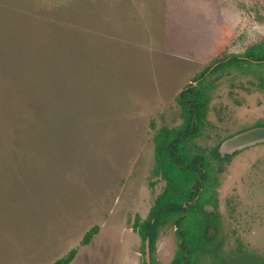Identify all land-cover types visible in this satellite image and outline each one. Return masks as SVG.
Returning a JSON list of instances; mask_svg holds the SVG:
<instances>
[{
	"label": "rangeland",
	"instance_id": "rangeland-1",
	"mask_svg": "<svg viewBox=\"0 0 264 264\" xmlns=\"http://www.w3.org/2000/svg\"><path fill=\"white\" fill-rule=\"evenodd\" d=\"M262 41L264 0H0V264H144L132 225L164 185L156 132L184 123L176 96L206 66ZM248 79L217 81L197 138L236 152L224 264L264 257V92ZM175 230L152 264L171 263Z\"/></svg>",
	"mask_w": 264,
	"mask_h": 264
},
{
	"label": "trees",
	"instance_id": "trees-1",
	"mask_svg": "<svg viewBox=\"0 0 264 264\" xmlns=\"http://www.w3.org/2000/svg\"><path fill=\"white\" fill-rule=\"evenodd\" d=\"M231 72L248 76L249 84L264 92V41L243 53L216 59L176 96L184 123L162 126L154 138V173L164 183L162 191L155 197L147 217L136 216L132 225L140 236L144 255L146 242L153 252L160 230L172 223L177 249L170 264H224L219 259L224 248L219 189L236 152L222 154L218 146L207 150L197 138L206 125L217 81ZM98 232L99 226H93L83 243H90ZM74 256L75 250L57 264H68ZM208 256L215 260L205 263ZM251 258L252 264H264V257Z\"/></svg>",
	"mask_w": 264,
	"mask_h": 264
},
{
	"label": "water",
	"instance_id": "water-1",
	"mask_svg": "<svg viewBox=\"0 0 264 264\" xmlns=\"http://www.w3.org/2000/svg\"><path fill=\"white\" fill-rule=\"evenodd\" d=\"M145 256H146V264H152L151 260V250H150V245L149 242H146V247H145Z\"/></svg>",
	"mask_w": 264,
	"mask_h": 264
}]
</instances>
